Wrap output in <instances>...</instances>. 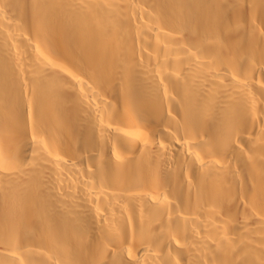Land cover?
I'll list each match as a JSON object with an SVG mask.
<instances>
[{
  "label": "bare ground",
  "instance_id": "1",
  "mask_svg": "<svg viewBox=\"0 0 264 264\" xmlns=\"http://www.w3.org/2000/svg\"><path fill=\"white\" fill-rule=\"evenodd\" d=\"M0 264H264V0H0Z\"/></svg>",
  "mask_w": 264,
  "mask_h": 264
}]
</instances>
